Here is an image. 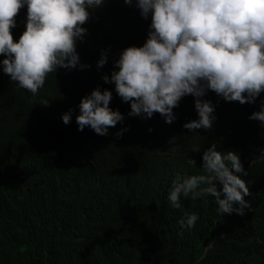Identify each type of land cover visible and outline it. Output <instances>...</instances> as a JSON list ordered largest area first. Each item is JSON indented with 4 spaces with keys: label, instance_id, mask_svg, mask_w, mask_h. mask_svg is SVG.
I'll return each instance as SVG.
<instances>
[{
    "label": "trees",
    "instance_id": "16d2710c",
    "mask_svg": "<svg viewBox=\"0 0 264 264\" xmlns=\"http://www.w3.org/2000/svg\"><path fill=\"white\" fill-rule=\"evenodd\" d=\"M89 11L77 52L90 67H61L34 98L13 87L0 64V167H9L0 171V264H264V126L249 119L264 93L241 105L209 91L203 99L216 117L209 130L183 127L199 119L189 95L173 123L161 116L151 131L135 119L122 135L125 122L106 136L79 131L80 102L98 87L112 91L113 111L125 113L115 85L102 77L125 48L143 46L151 23L123 0ZM212 143L221 153L238 152L248 172H234L249 182L251 208L243 216L220 213L212 196H181L178 209L168 200L178 174H206L203 153ZM193 213L195 227L181 228L178 221Z\"/></svg>",
    "mask_w": 264,
    "mask_h": 264
},
{
    "label": "clouds",
    "instance_id": "9594fccd",
    "mask_svg": "<svg viewBox=\"0 0 264 264\" xmlns=\"http://www.w3.org/2000/svg\"><path fill=\"white\" fill-rule=\"evenodd\" d=\"M107 0H0V64L11 85L37 98L49 76L62 68L90 67L80 64L77 43L88 32L83 27L92 12ZM135 6L141 16L151 17L148 37L143 46L125 48L114 62L105 83L115 85L125 113L113 111L111 90L96 88L82 98L76 117L78 130L106 136L110 127L133 119L150 125L161 116L166 123L176 119L174 109L186 96H193L199 119L183 125L190 132L213 128L216 117L209 91L226 102L255 104L264 93V0H123ZM107 62L102 54L98 68ZM108 87V85H107ZM106 87V88H107ZM47 105L48 102H44ZM140 115V116H139ZM124 116L126 119L124 120ZM72 110L62 115L65 125ZM264 126V100L261 109L249 116ZM124 120V121H123ZM55 142L54 136H47ZM228 162V163H226ZM230 163L231 167L228 166ZM9 167H0V171ZM205 175L178 174L172 182L168 200L181 207V196L197 199L212 196L223 214L243 216L251 204L249 182L235 173L244 170L241 156L234 150L217 151V145L203 153ZM126 174L125 170L117 171ZM217 182L222 188L217 187ZM223 196V198H221ZM239 207H234V205ZM249 211V210H247ZM198 215L181 218V228L195 227ZM210 242L205 249H211Z\"/></svg>",
    "mask_w": 264,
    "mask_h": 264
}]
</instances>
